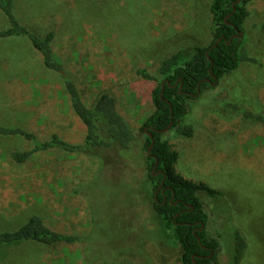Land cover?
Wrapping results in <instances>:
<instances>
[{
  "label": "rangeland",
  "instance_id": "1",
  "mask_svg": "<svg viewBox=\"0 0 264 264\" xmlns=\"http://www.w3.org/2000/svg\"><path fill=\"white\" fill-rule=\"evenodd\" d=\"M211 3L15 0L22 24L38 34L55 31L52 46L61 73L74 79L85 103L93 105L103 91L114 96L137 139L132 148L116 152L108 160L112 164L59 147L20 163L12 154L31 149V142L0 135V232L38 214L55 230L88 237L84 243L1 246L0 264H101L131 257L137 264H181L179 247L153 238L152 199L141 195L149 184L143 124L155 109L149 89L156 82L137 70L146 66L155 73L179 49L209 45ZM248 9L244 46L254 60L189 100L185 118L193 122V136L175 129L162 134L179 152L178 172L222 193L201 195L208 232L219 240L217 264H229L227 246L236 226L249 242L242 264H264V127L242 113L264 115V1L253 0ZM7 26L0 11V29ZM61 73L45 66L28 37L0 38V125L33 132L39 140L55 132L83 143L87 127L71 106ZM227 101L240 108H226Z\"/></svg>",
  "mask_w": 264,
  "mask_h": 264
},
{
  "label": "trees",
  "instance_id": "2",
  "mask_svg": "<svg viewBox=\"0 0 264 264\" xmlns=\"http://www.w3.org/2000/svg\"><path fill=\"white\" fill-rule=\"evenodd\" d=\"M252 1L212 0L210 9L213 39L209 45L179 49L163 58L155 73H151L146 66L137 70L142 78L156 82V85L149 89L150 99L155 109L145 118L143 129L149 127L148 129L152 132L155 142L151 153L159 160L158 168L166 172L165 185L171 186L175 192L172 201L170 198L165 203H158L155 200V191L163 175L159 174L155 177L152 172L156 158L148 153L152 139L145 131V140L142 143L141 151L146 153L145 164L148 171L146 180L149 184L143 187L141 195L146 194V198L151 197L152 199L154 220L156 221V233L153 238L157 241H167L172 246L179 247L181 264L218 263L219 240L208 232L207 224L210 217L201 195L205 193L212 198H218L222 193L203 181H194L178 172L176 162L179 152L172 147L168 139L163 138L162 130L167 128L173 120L170 129H175L182 136H193L195 131L193 122H188L185 118L190 110L189 100L196 97L191 94H196L200 88L201 92L198 96H201L210 88H214V84L203 81L206 78L214 81L211 72L217 76L218 84L227 75L236 71L243 62L254 60L245 49L244 35L235 36L240 31L243 34L245 32V22L250 14L248 4ZM234 3L236 10L228 17L233 11ZM14 8L15 0H0V11L8 19V26L0 29V38L28 37L32 45L43 55L45 66L61 73L63 64L59 61L52 46L56 38L55 31L49 30L44 34H38L30 30L20 22ZM262 28L264 30V23ZM220 37L222 39L217 46L210 49ZM61 76L64 79L74 112L87 127L84 142L81 144L68 142L55 132L48 139L39 140L33 132L0 125V135H21L32 144V148L29 150L14 152L13 158L17 162L24 163L34 152L52 151L59 147L69 153H85L104 161V163L106 160V164H112L116 159V152L120 155L119 150H128L136 144L137 138L134 129L119 111L114 96L105 91L100 92L94 104L88 106L74 79L64 72L61 73ZM163 82L164 91L162 92ZM231 106L236 109L240 108L235 102H225L226 108ZM242 113L244 118H250L254 122L261 123L264 127L263 114H254L247 109ZM109 159L112 162H109ZM172 193L171 189L166 191L168 197H171ZM158 197L163 201L161 193L158 194ZM202 223L205 227L200 231ZM236 227L232 233L231 248L227 246L229 264H242L249 247L248 240L240 228ZM87 239V236L81 234L55 230L40 215L34 214L17 229L0 232V247L31 241L43 244L84 243ZM211 250L214 251V254L207 257ZM132 258L105 260L101 264H137Z\"/></svg>",
  "mask_w": 264,
  "mask_h": 264
},
{
  "label": "water",
  "instance_id": "3",
  "mask_svg": "<svg viewBox=\"0 0 264 264\" xmlns=\"http://www.w3.org/2000/svg\"><path fill=\"white\" fill-rule=\"evenodd\" d=\"M235 10H236V6H235V3H234L233 11H232V13H230V14L228 15V17L231 16V15L233 14V12H235ZM235 36H243V32L240 31V32H238L237 34H235ZM221 39H222V37L218 38L217 41H216V42L210 47V49L216 47L217 44L221 41ZM210 71H211V70H210ZM211 75H212L214 81H213L212 79H210V78H206V79H204L203 81H208V82H210V83H212V84H214V85L217 84V82H218V78H217V76H216L214 73H212V72H211ZM201 82H202V81H201ZM201 82L199 83V85L201 84ZM168 83H170V82H168ZM174 85L176 86V84H174ZM181 86H182V84H181ZM163 91H164V82H163V89H162V92H163ZM200 92H201V90H200V88H198L197 93H196V94H191V95H192V96H198V95L200 94ZM170 105H171V103H170ZM172 109H173V108H172V106H171V110H172ZM172 123H173V120H171L170 125H169L167 128L163 129L162 132H165V131H167L168 129H170ZM148 128H149V127H146L145 129H146V131L148 132L149 136H150L151 139H152V143H151V145H150L149 148H148V153L151 154L152 156H154V157L156 158V162H155V166H154V168L156 169V168L158 167L159 160H158V158H157L155 155H153V154L151 153L152 146H153V144H154V142H155V139L153 138V134H152V132H151ZM159 172L164 174V178H163V182H164L165 179H166L165 171H159ZM204 227H205V225L202 223V226H201V228H199V230L202 231V230L204 229ZM198 239H199V236H198ZM213 254H214V251L211 250V251H210V254L207 255V257H211ZM202 257H203V256H202ZM196 264H197V263H196Z\"/></svg>",
  "mask_w": 264,
  "mask_h": 264
},
{
  "label": "flooded vegetation",
  "instance_id": "4",
  "mask_svg": "<svg viewBox=\"0 0 264 264\" xmlns=\"http://www.w3.org/2000/svg\"><path fill=\"white\" fill-rule=\"evenodd\" d=\"M174 86H175V85H174ZM159 171H165V170L159 169L158 167L155 169V168L153 167L152 172H153L154 176L156 177L157 175L161 174V175H163V178H164V174H163V173H160ZM165 174H166V172H165ZM163 178H162V180L159 182V184H158V188H157V190L155 191V200H156L158 203H165V202H167V200H168L169 198H170V200L172 201V199L174 198V195H175V192H174V190L172 189V187H171V186H167V185H165V181H166V179H165V181L163 182ZM166 178H167V175H166ZM169 189H171V190L173 191L171 197H168V195L166 194V191L169 190ZM159 193H161L162 198H163V201L160 200V198L158 197V194H159ZM178 201H179V199H178ZM178 201H176V202H178ZM191 208H192V207H191Z\"/></svg>",
  "mask_w": 264,
  "mask_h": 264
}]
</instances>
